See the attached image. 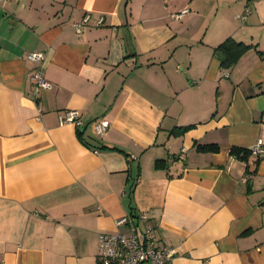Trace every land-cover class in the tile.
Wrapping results in <instances>:
<instances>
[{
    "label": "crops",
    "instance_id": "obj_1",
    "mask_svg": "<svg viewBox=\"0 0 264 264\" xmlns=\"http://www.w3.org/2000/svg\"><path fill=\"white\" fill-rule=\"evenodd\" d=\"M229 37L250 48L223 68ZM33 51L52 83L37 99ZM258 51L264 0L0 3V264H102L99 233L140 211L169 264H264V154L230 155L264 147Z\"/></svg>",
    "mask_w": 264,
    "mask_h": 264
},
{
    "label": "built area",
    "instance_id": "obj_2",
    "mask_svg": "<svg viewBox=\"0 0 264 264\" xmlns=\"http://www.w3.org/2000/svg\"><path fill=\"white\" fill-rule=\"evenodd\" d=\"M9 0H0V3H6ZM187 12L184 8L171 14L175 19H179ZM248 10L243 15H237L238 19H245ZM87 18L83 19L86 22ZM77 32H81L84 23L75 22L73 24ZM25 59L37 63L31 73L33 80V98L37 99L41 89H50L52 83L48 81L43 74L44 56L42 52L33 51L26 54ZM60 123L75 124L78 128L84 127L81 114L76 109H66L60 115ZM108 123L98 121L94 124L95 132L99 135L105 131ZM185 148H182V152ZM252 153L263 155L264 147L259 140L251 148ZM117 227L123 226V230L115 232H100L98 260L102 264H141L148 262L150 264H169L174 256L175 249L168 244L159 243L155 228L150 223L149 217L144 211L136 212L135 215L127 214L115 220Z\"/></svg>",
    "mask_w": 264,
    "mask_h": 264
},
{
    "label": "trees",
    "instance_id": "obj_3",
    "mask_svg": "<svg viewBox=\"0 0 264 264\" xmlns=\"http://www.w3.org/2000/svg\"><path fill=\"white\" fill-rule=\"evenodd\" d=\"M250 48V45H246L242 42H237L233 38L229 37L225 39L222 43L218 44L214 48V55L217 57V59L220 61V65L223 68H230L237 59ZM261 55H264L262 52L258 51ZM192 126H183V127H176L175 130H173V133L175 134H183L185 131H187ZM80 134V133H79ZM108 147V146H106ZM109 149H117L123 152V150L117 148V147H108ZM198 150L201 151H211L216 152L218 150L217 144H198L196 146ZM252 151L250 149L232 146L230 148V155L240 159V160H246L250 155ZM126 154V153H125ZM255 163H258V159L255 160ZM155 167L163 168L166 167V164L163 159H157L154 163ZM248 172L250 173V170L247 168ZM132 215H135V213H130Z\"/></svg>",
    "mask_w": 264,
    "mask_h": 264
}]
</instances>
